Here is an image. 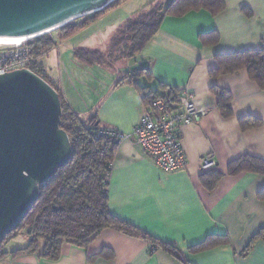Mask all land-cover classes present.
Segmentation results:
<instances>
[{
    "label": "crops",
    "instance_id": "crops-1",
    "mask_svg": "<svg viewBox=\"0 0 264 264\" xmlns=\"http://www.w3.org/2000/svg\"><path fill=\"white\" fill-rule=\"evenodd\" d=\"M172 1L125 0L78 35L56 38L57 46L44 58L49 75L56 80L51 73L56 52L61 64L64 61L61 45L74 42L75 48L103 51L100 46L105 44L109 51L110 40L130 19L157 3L166 6ZM126 6L131 7L129 12L119 15ZM212 33L217 35L215 43L206 39ZM75 48L66 52L59 87L66 104L85 121L96 116L102 128L132 132L151 107L135 85L116 84L127 72L140 68L150 72L137 80L139 85L165 96L171 95L168 87L175 88L178 98L170 105L189 93L198 109L207 110L201 122L181 124L177 129L187 155L184 169H161L140 144L131 141L119 144L113 160L112 213L152 239L170 244L173 251L162 247L151 253L148 240L107 228L88 248L64 244L58 261L40 256L45 246L40 241L38 253L7 256L0 264H264V239H254L264 228V198L259 196L264 175H233L228 170L230 162L244 155L264 159V89L247 69L213 73L219 67V55L264 48V0H223L216 14L202 8L180 17L167 16L142 52L111 65L84 64L75 58ZM103 67L115 75L94 95L88 85L100 83ZM217 89L231 96L228 115L218 106ZM246 116L262 123L243 129L240 118ZM210 154L217 165L202 170L201 161ZM210 236H227L229 242L193 250ZM103 249H110L114 256L89 260Z\"/></svg>",
    "mask_w": 264,
    "mask_h": 264
},
{
    "label": "trees",
    "instance_id": "trees-1",
    "mask_svg": "<svg viewBox=\"0 0 264 264\" xmlns=\"http://www.w3.org/2000/svg\"><path fill=\"white\" fill-rule=\"evenodd\" d=\"M123 1L125 0L112 2L82 23L70 22L59 28L62 32L59 39L67 40L78 35L103 15L117 8ZM202 8H207L216 14L223 8V0H173L166 6L163 3H157L148 12L130 19L120 27L111 40L108 52L79 47L74 49L75 58L84 64L111 65L135 57L157 34L167 16L180 17ZM209 34H203L202 37H207ZM206 39L215 43L217 35L212 33ZM29 45L33 57L43 56L32 64L31 69L49 82L60 94L62 102L60 126L68 132L73 151L69 163L59 167L53 177L41 185L37 202L21 223L3 239L0 244V260L7 256L17 258L27 254H36L39 252L40 241H44V250L40 256L49 261H58L62 256L64 244L88 248L107 228H114L148 240L151 244V253L162 247L173 251V246L170 244L152 239L135 224L112 213L109 206V186L118 142L111 136L101 134V130L108 128H102L96 116L85 121L75 113L64 101L60 87L50 81L56 82L49 75L43 60L50 50L57 46L56 38L44 34L31 40ZM218 63L219 67L213 72L214 74L247 69L251 77L258 81L264 89V48L219 55ZM149 72L147 68L127 72L116 85L120 86L124 83L135 85L142 93L143 102L154 109L160 104L169 107L171 102L178 98L175 88L163 85V88L168 87L171 91L170 96H165L160 91L143 87L137 83L139 78ZM216 92L220 110L224 115H228L231 112L228 105L231 96L218 89ZM240 123L243 129H247L260 126L262 122L253 116H246L240 118ZM228 170L233 175L241 172L264 175V159L244 155L230 162ZM259 196L264 198V189L259 192ZM24 229L28 230L30 237L27 246L14 251H6V244L17 237L16 233ZM260 237L264 239V228L259 230L254 239ZM228 242L227 236H210L195 245L193 250L202 251ZM101 256L111 258L114 254L110 249H103L100 253L90 256L89 260Z\"/></svg>",
    "mask_w": 264,
    "mask_h": 264
},
{
    "label": "water",
    "instance_id": "water-1",
    "mask_svg": "<svg viewBox=\"0 0 264 264\" xmlns=\"http://www.w3.org/2000/svg\"><path fill=\"white\" fill-rule=\"evenodd\" d=\"M114 1L0 0V37H39ZM61 116L60 94L42 76L27 68L0 75V244L72 157Z\"/></svg>",
    "mask_w": 264,
    "mask_h": 264
},
{
    "label": "built area",
    "instance_id": "built-area-1",
    "mask_svg": "<svg viewBox=\"0 0 264 264\" xmlns=\"http://www.w3.org/2000/svg\"><path fill=\"white\" fill-rule=\"evenodd\" d=\"M30 41L0 46V75L31 69L34 62L43 58L32 56ZM206 114L207 110L196 107L193 95L186 93L178 99L176 105L167 107L160 104L155 109H148L130 133L108 128L101 130V134L114 138L118 146L125 141L140 144L153 157L158 167L165 171H176L187 166V155L177 134L178 127L181 124L199 123ZM216 165L213 154L205 156L201 161L202 170Z\"/></svg>",
    "mask_w": 264,
    "mask_h": 264
},
{
    "label": "rangeland",
    "instance_id": "rangeland-1",
    "mask_svg": "<svg viewBox=\"0 0 264 264\" xmlns=\"http://www.w3.org/2000/svg\"><path fill=\"white\" fill-rule=\"evenodd\" d=\"M125 8H127V9H125ZM129 8H131L130 6H126V7H124L121 11H120V13H119V15L120 14H122V15H124V13H126V12H129ZM95 13H91V14H88V15H85V16H82V17H79V18H77V19H75L73 22H76V23H82V22H84L86 19H89V18H91L93 15H94ZM88 32V31H87ZM61 30L60 29H56L55 31H52V32H50V33H48L49 35H52V36H54L55 38H59L60 37V35H61ZM32 40V39H31ZM112 40V39H111ZM111 40H110V42H111ZM109 42V41H108ZM108 42H106V43H108ZM100 43H101V41L99 42V46H100ZM109 44V43H108ZM107 44V45H108ZM76 47V44H74V42H69V43H66V44H63V45H61V48H60V50H61V52H63V53H65V56H63L64 57V61L62 62V64H63V67L65 68V62H66V58H67V54H66V52L67 51H70V52H72L73 51V48H75ZM100 47H102L103 49V51L104 52H108V48H107V46H105V44H101V46ZM60 57L61 56H59V52H56L55 53V57H54V61H52V65H51V68H52V75L54 76V78L56 79L55 81L56 82H54V81H52V80H50L55 86H57V87H59V83L61 82V80H62V78H63V74H64V71H62L61 70V68H62V64H61V59H60ZM52 58H53V56H52ZM43 62H44V65L46 66V63H45V59L43 60ZM103 70H105V71H103V74H100L101 75V78H100V80H99V82L100 83H98V82H96V84L94 85V84H90V85H88V89H89V91L92 93V94H94V95H97V94H99V92H101V90H103L104 89V87H105V84L106 83H104V82H107V81H109L111 78H113L114 77V75H115V73H114V71H110V70H108V71H106L107 69L105 68V67H103ZM104 83V84H103ZM85 87H86V85H85ZM168 109V108H167ZM17 234V237L15 238V239H13L11 242H9V243H7L6 244V248H5V250L6 251H14V250H17V249H20V248H24V247H26L27 246V244H28V241H29V239H30V237H29V233H28V230L27 229H24V230H22V231H19L18 233H16ZM10 237V236H9ZM9 240V239H8Z\"/></svg>",
    "mask_w": 264,
    "mask_h": 264
},
{
    "label": "bare ground",
    "instance_id": "bare-ground-1",
    "mask_svg": "<svg viewBox=\"0 0 264 264\" xmlns=\"http://www.w3.org/2000/svg\"><path fill=\"white\" fill-rule=\"evenodd\" d=\"M56 30V29H55ZM55 30H49L45 34L50 33ZM38 36H26V37H0V46L3 45H16L23 42H27L31 39H35Z\"/></svg>",
    "mask_w": 264,
    "mask_h": 264
}]
</instances>
